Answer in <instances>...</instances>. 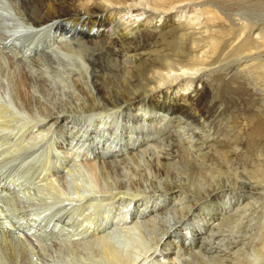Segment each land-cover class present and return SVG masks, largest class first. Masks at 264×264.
Returning a JSON list of instances; mask_svg holds the SVG:
<instances>
[{
    "label": "bare ground",
    "instance_id": "obj_1",
    "mask_svg": "<svg viewBox=\"0 0 264 264\" xmlns=\"http://www.w3.org/2000/svg\"><path fill=\"white\" fill-rule=\"evenodd\" d=\"M1 8L6 12L5 20L0 21V39L13 44L10 49L21 61L9 70L3 68L1 84L4 86L6 79L13 86L10 97L17 103H44L37 115L29 116L30 122L22 120L24 125L18 126L13 117L20 119L22 109L12 111L13 100L0 95V133L23 128L26 133L31 130L30 139L45 140L54 134L59 140L76 143L95 189L104 192V199L88 203L103 201L121 207L123 220L128 219L133 205V219L148 225L158 249L153 254L159 261L264 264V213L252 212L262 203L260 191L264 190V112L227 104L219 96L223 85L240 79L249 84L242 86L239 80V86L231 88L237 97L264 101V18L253 14L264 10V0H0V12H4ZM176 17L182 20L176 23ZM157 22L166 23L169 29L175 27V39L169 52L143 61L138 35L143 30H158ZM108 46L122 48L125 59L108 55L109 70L98 82L101 74L96 53L105 50L111 54ZM116 65L124 71L123 80L114 77ZM50 73L65 76L61 79L69 83L70 87L63 82L69 93L53 99V85L46 80ZM111 77L119 83L113 84ZM208 78L216 93L210 110L207 95L198 93L196 87L191 90ZM250 85L263 93H251ZM190 90L196 99L188 95ZM168 126L176 130V139L157 133ZM156 135L158 141L149 146ZM124 153L128 157H123ZM137 154L145 167L129 164L139 162ZM8 156H12L11 150H0L1 160L15 157ZM111 174L118 177L116 186L101 184ZM43 186L49 191L50 183ZM146 186L158 195L141 198ZM131 187L132 194L127 191ZM0 190L3 194L9 191L5 186ZM10 200L18 205L16 199ZM38 216L31 217L32 227L38 224ZM62 219L53 230L63 224V232L72 225ZM86 221L87 227L81 231L82 226H71L69 242L62 245L63 256L71 254L81 263L85 248L90 252L89 264H95V258L103 264L131 263L113 249L108 233L92 227L96 230L92 235L90 220ZM177 225L179 230L174 229ZM215 232L222 235L215 236ZM226 233L235 240L250 236L227 244ZM230 244L239 249L229 258L217 246L228 248Z\"/></svg>",
    "mask_w": 264,
    "mask_h": 264
},
{
    "label": "rangeland",
    "instance_id": "obj_2",
    "mask_svg": "<svg viewBox=\"0 0 264 264\" xmlns=\"http://www.w3.org/2000/svg\"><path fill=\"white\" fill-rule=\"evenodd\" d=\"M3 6L4 5H2L1 7ZM1 9L4 12H0V21H2L1 19L5 20V12H6V9L3 8ZM187 11L188 14L190 11L189 10ZM197 11H199V9H196L195 13H198ZM263 12L264 10H256V12L253 13L255 14L254 18H258L260 16L264 18ZM187 17L190 18L191 16H187ZM180 20L182 19L176 17L174 21L176 23H179ZM2 23L3 22H1V24ZM156 25L158 27V30H154L151 28L150 30H143V32L138 35L137 41L142 45V48H140L142 50L140 55L143 61L148 60L150 56L157 57L159 54H163L164 52H169L171 48V42L175 39L176 35L172 33L175 27L169 29L166 23L162 25L160 22H157ZM21 34L25 35V33H21ZM8 43H9L8 41H3L0 39V64H1L0 77L2 76V74H4L3 68H5V66L6 68L8 67L9 70L10 65L16 67L15 65L21 62L18 61L16 54H14V52L10 49L12 47L10 45L13 44L9 43L8 45ZM107 48H110L113 51L112 52L113 54L104 52L105 50H100V52L96 53V56L98 58V67L100 69V74H101V77L97 79L98 82H102L101 78L104 77L106 71L109 70L108 57L110 55L111 58L119 57L120 59L123 58L122 60L125 59L124 58L125 53L123 52L122 48L119 49V47L114 48L109 46ZM7 57H9L8 61L6 59ZM14 57H16L15 59L17 61L14 60ZM4 58L6 61L4 60ZM12 59L14 61H12ZM4 61L6 64L3 63ZM7 62H8V66H7ZM9 62L12 63L9 64ZM120 62L122 67L123 62L122 61ZM227 62L229 63V61ZM121 67H118L116 65L114 77L116 79L123 80L125 74ZM10 70H12V68ZM61 73H63V71ZM60 75L61 74H59L58 76V73L57 74L50 73L49 74V76H51L50 78L49 76L47 77L45 76L46 80H49L47 84L53 85L52 87L54 88V92H53L54 100L57 94H60V96L63 97L62 96L63 93H69V89L67 88V86L70 87L69 83L66 84L67 83L66 80H62L65 79L64 78L65 76L63 77L62 75L61 77ZM56 76H57V80L60 77L59 82L62 81V83H59L56 80L55 78ZM116 79L111 77V81L115 85L119 83ZM239 80L240 79H236L235 80L236 83L230 82L228 84L223 85L220 88V92H219L220 98L227 104L234 105L235 103H238V106L240 107L242 105L246 106L247 108L245 109L249 108L255 111L264 112V101H256L254 100L255 97L251 98L250 96H245V97L240 96L239 98L232 92L231 88L238 87L240 83L242 86H246L243 84H249V83H244L241 80H240L241 82L239 83ZM55 81L58 82L59 85L58 83H55ZM63 82L67 86H65ZM2 83L4 84V86H2L0 81V95L4 96V98L10 97L13 94V90H14L13 86L9 85L6 79H4ZM55 84H57V86ZM61 84L62 86H60ZM194 87H196V91L198 93L202 94L201 92H203L204 94L207 95L208 101L206 103V106L210 110L213 106L211 105L212 102H215L216 93L214 91V87L210 85L209 78L207 80L205 79V82L193 86V88L191 89L192 91L194 90ZM250 87L251 89H253L251 93H257V94L263 93L261 92L262 91L261 88H259L260 90L258 92H255L254 91L255 86L250 85ZM191 90L187 92L188 95L192 96L193 99H196L197 98L196 94H191ZM10 98L14 102V104L10 105L12 111L16 112L22 109L23 115H20V119L17 117L15 118L13 117L14 123H17V125L20 123L19 124L20 126L24 125V122L22 120L26 122H30L29 116L37 115L40 111V105L44 103V102L17 103L15 102L14 98L12 97ZM47 102H52V101H47ZM28 104H32V105L29 106ZM72 116L76 117V115L73 114ZM78 121H82V118L79 117ZM212 121L215 120L212 119ZM30 131L26 133V131L24 132L23 128H19L14 130L13 133H9L6 130L0 133V139L2 138L0 140L1 143L0 150H5V151L11 150L12 156L14 154L15 156L14 158H16V159L14 158L9 159L8 161L7 158L6 160L5 158L3 160L0 159L1 160L0 187L2 188L5 186L9 190L8 192L4 193L5 195L3 194V192H0V196H1L0 197V264H81V263L89 264L87 263L88 261L87 256H90L89 249L84 248L85 254L83 255H85V258L82 257L83 259L81 260V263L78 258L72 256L71 254H66L65 256L62 255V245H65L64 243L69 242L67 238L71 237L73 233L72 232L73 229L71 228L76 226L77 227L82 226V228L80 227L78 231L83 230L84 228L87 227L86 220L88 221L90 220L89 227L91 228L96 227V229L98 228L97 230H101L103 234L108 233L109 234L108 236L112 238L109 239L112 240L111 242L114 245L113 249H115L119 253L120 257L130 259L131 262L130 264H166L165 261H159L158 258H155V255L153 254V252L158 251V249L156 246L154 247L153 245L154 244L152 240L153 235L151 234L152 232L148 230L147 227L148 225L145 224L142 220L137 219L138 220L137 222L136 219H133L134 218L133 213L134 211H136V208H134L133 205L129 206L130 207L129 209H131V212L129 213L130 218L128 217V219L126 218L127 220H123L120 219L122 218V215H119L120 214L119 209L121 207L116 208L115 205L113 206L110 204L111 205L110 206L108 204L110 202L106 203L103 201L92 205L88 203V201H90L91 199H92L91 201H93L101 198L104 195V192L100 191L99 188L95 189L96 187L95 182L92 181L91 179L92 175L90 174L89 171L85 169L83 165V161L80 157L81 149L77 148L76 143L72 145L70 144L72 140L70 142L59 140L54 134H50L45 140L30 139L28 137L29 135H31ZM157 133L161 135L162 138H166L169 135H170L169 138H173V139L177 138L176 130L169 126L166 129L165 128L158 129ZM56 139H58V141H56ZM104 141H106V138L104 139ZM157 141H158V135H156L155 138L150 140L149 146L153 145V143H156ZM100 146L105 148L103 143ZM151 151H153L152 152L153 155L156 154V151L154 150ZM120 155L122 156V154ZM12 156H8V157L11 158ZM138 156H139L138 157L139 162L134 163L133 161H130L129 164L132 167H135L137 165H140L141 168L145 167L142 156L140 155ZM123 157H128V155L124 153ZM4 160L6 161V164L4 163L5 162ZM129 169L130 168H126V173L130 172ZM39 170L42 171L43 175L40 174L41 172ZM38 174L42 176L39 175V177L37 178ZM117 179L118 177L116 176V174L114 175L111 174L110 178L104 179L101 184H107V186L112 184L113 187H115ZM41 180H43L42 182L44 183H42ZM123 180H125V178ZM127 180H129L128 178L125 181L130 185V180L129 181ZM45 183H50L49 191L45 190V187L43 186ZM9 184H11V186ZM107 186L105 185V187ZM132 189L133 188L131 187V190ZM131 190H127V191L131 194L134 193V191ZM152 192H153L152 189L146 186L142 190L140 197L148 198V197H155L156 195H158V194L154 195ZM10 193L21 194L17 198H10V199H16L14 201L17 202L18 205L15 206V204L9 198L6 197ZM260 194H261L260 197L262 203L256 204V206L252 209L253 213L255 212H261L260 214L264 213V190L263 191L261 190ZM102 199H104V197H102ZM26 207H29V209L27 208L28 210H25ZM84 207H88V208L85 209L84 211ZM22 209L25 212L29 211L28 213H30V216L32 215L31 217L39 215L35 220L36 223L38 224L32 227L34 220L31 219V217L27 216L25 212H23L25 214L20 213ZM113 209L115 212L113 211ZM255 217H257V215H255ZM60 218L61 219L63 218L64 219V220L62 219L63 221L66 220L68 221L65 222L66 225L72 224L68 226L67 230L63 232L61 231L64 227L63 224H61V226L59 225L58 227H55L57 230H53L56 221H58ZM19 219L24 220V223L19 222ZM140 222H142V224ZM138 223H140V226ZM26 224L30 225L31 228L27 226L28 227L27 230V228L25 227ZM135 224H137L136 226L138 228L135 226ZM46 226L49 229H47ZM256 227L257 225L255 226V228ZM179 228L180 227L177 225L175 226L174 229L179 230ZM29 230H31V232H29ZM36 230H38V232ZM90 231L91 234L93 235L92 232L96 230L92 228ZM226 234L225 236H227L229 240H225V243L229 244L230 241L235 240L231 237L230 233H226ZM89 235L90 234H88V237ZM220 235L222 234L215 232V236H220ZM240 235L242 234H239L238 236ZM243 236H247V234H244ZM249 236L250 235H248L247 238ZM242 237L241 238L236 237L237 239L234 242L238 243L240 239H242ZM81 238L83 237H80L79 240H83ZM217 248L219 251L221 250L220 252L222 254L228 255L227 257L229 258L230 256H233V254L236 253L239 249L234 244H230L228 248L220 247L218 245ZM73 253H75V250H73ZM11 256H13V258ZM185 258H189V256L185 255ZM223 258H225V256H223ZM227 260L230 261V259ZM101 262H102L101 260L96 261L95 258L94 261L95 264H99V263L103 264V262L102 263Z\"/></svg>",
    "mask_w": 264,
    "mask_h": 264
}]
</instances>
